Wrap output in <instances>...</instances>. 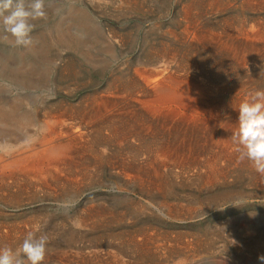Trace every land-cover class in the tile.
I'll use <instances>...</instances> for the list:
<instances>
[{"label": "rangeland", "instance_id": "obj_1", "mask_svg": "<svg viewBox=\"0 0 264 264\" xmlns=\"http://www.w3.org/2000/svg\"><path fill=\"white\" fill-rule=\"evenodd\" d=\"M214 1L45 0L47 16L33 22L31 45L16 46L14 41L0 43V104H19L21 111L29 113L37 110L42 113L46 104L48 109L57 103L76 105L89 96L92 89L104 86L119 67L129 72L144 67L145 55L151 48L182 45L174 41L171 32L180 36L184 30L183 6L198 2L207 5ZM262 1L216 0L221 2L220 10L218 7L204 10L201 22L208 29L221 28L228 20L264 23ZM83 25L88 30H83ZM67 35L73 41L82 42L78 49L81 53H91V65L75 52V45L63 44L62 36ZM110 47L114 52L112 55L106 51ZM101 60L104 66L99 64ZM70 61L77 70L75 76L73 72L65 75ZM45 69L51 75L37 85H30L34 73ZM248 72H242L239 80H250L252 88L264 89V59ZM212 80L215 84L221 83L219 86L226 85L224 82L231 86L235 83L225 71ZM11 129L13 127L0 125V130ZM27 131L36 135L41 133L36 127ZM195 136L201 138L203 135ZM28 144L24 141L19 146ZM240 166L212 185L204 183L205 178L199 171H192L183 176L168 173L164 175L166 179L163 178L162 186L152 187L145 183L144 190L134 193L116 194L108 187L96 190L86 187L82 192L84 195L77 197V204L68 206V210L50 207L53 201L40 207L39 201L24 199L22 204H15L0 196V231L18 230V246L29 231L47 235L48 251L43 264H95V260L119 264L120 261L115 262L119 257L123 264H264L258 259L264 255V180L257 178L259 175L255 170ZM99 169L102 173L97 174L110 182L117 181L106 166ZM91 199L102 209L110 224L101 223L93 228L72 227L67 216L75 213V209L77 212L83 208V202ZM100 201H104L103 205ZM69 235L75 240L68 241ZM94 254L102 257L97 259Z\"/></svg>", "mask_w": 264, "mask_h": 264}, {"label": "bare ground", "instance_id": "obj_2", "mask_svg": "<svg viewBox=\"0 0 264 264\" xmlns=\"http://www.w3.org/2000/svg\"><path fill=\"white\" fill-rule=\"evenodd\" d=\"M214 2L183 6L184 30L180 36L172 32L171 36L184 47L179 43V47L151 48L145 55L144 67L130 72L119 67L104 86L92 89L89 96L76 105L57 103L48 109L46 104L42 113L38 110L29 113L21 111L19 104H0V125L13 127L0 130V196L15 204H22L24 199L39 201L40 207L53 201L50 207L67 209L77 204V197L84 195L82 192L86 187H108L116 194L134 193L144 190L145 183L152 187L162 186L164 175L168 173L183 176L199 171L205 178L204 183L212 185L225 179L239 165L254 170L248 160L238 159L231 133L237 127L239 104L249 92L259 90L251 87L250 80L242 82L239 78L242 72L250 71L264 59V23L228 20L221 31L218 27L208 29L201 19L204 10L220 7L221 2ZM70 40V36H62L63 44L75 45V52L91 65V53L85 51L82 54L78 50L82 42ZM106 51L111 55L114 53L111 47ZM99 62L100 66L105 65L103 60ZM68 63L65 75L73 72L75 76L77 70L73 61ZM46 70L34 73L30 85H37L51 75ZM224 71L235 81L232 86L227 82L219 86L221 83L215 84L212 80ZM33 127L41 133L36 135L27 131ZM196 134H202L203 138H196ZM24 141L29 144L19 146ZM104 166L109 173L112 171L117 181L110 182L97 174ZM258 175L257 178H264ZM82 206L66 218L72 227L93 228L101 223L110 224L92 199L83 202ZM14 229L0 231V247L15 249L18 246L20 236ZM69 236L68 241L75 240ZM99 257L102 256L98 255L97 259ZM95 261V264H114L108 260ZM116 261L124 262L120 257Z\"/></svg>", "mask_w": 264, "mask_h": 264}, {"label": "clouds", "instance_id": "obj_3", "mask_svg": "<svg viewBox=\"0 0 264 264\" xmlns=\"http://www.w3.org/2000/svg\"><path fill=\"white\" fill-rule=\"evenodd\" d=\"M46 16L45 0H0V43L31 45L33 22ZM231 140L238 159L248 160L264 176V89L249 92L239 104L237 127L231 133ZM48 242L47 235L29 231L15 249L0 247V264H43ZM258 259L264 262V255Z\"/></svg>", "mask_w": 264, "mask_h": 264}]
</instances>
